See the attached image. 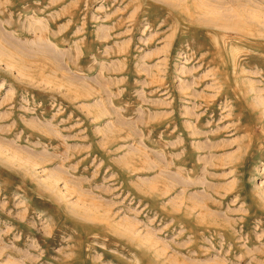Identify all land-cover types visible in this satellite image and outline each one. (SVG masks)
I'll list each match as a JSON object with an SVG mask.
<instances>
[{"label": "rangeland", "instance_id": "rangeland-1", "mask_svg": "<svg viewBox=\"0 0 264 264\" xmlns=\"http://www.w3.org/2000/svg\"><path fill=\"white\" fill-rule=\"evenodd\" d=\"M0 264H264V0H0Z\"/></svg>", "mask_w": 264, "mask_h": 264}]
</instances>
